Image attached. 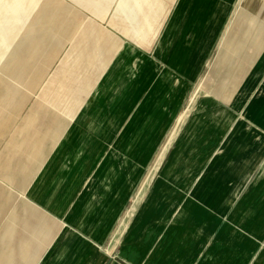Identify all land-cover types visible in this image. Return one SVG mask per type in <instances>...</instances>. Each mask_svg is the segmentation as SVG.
<instances>
[{
    "label": "crops",
    "instance_id": "obj_1",
    "mask_svg": "<svg viewBox=\"0 0 264 264\" xmlns=\"http://www.w3.org/2000/svg\"><path fill=\"white\" fill-rule=\"evenodd\" d=\"M93 2L55 18L75 110L0 159V264H264V0Z\"/></svg>",
    "mask_w": 264,
    "mask_h": 264
},
{
    "label": "rangeland",
    "instance_id": "obj_2",
    "mask_svg": "<svg viewBox=\"0 0 264 264\" xmlns=\"http://www.w3.org/2000/svg\"><path fill=\"white\" fill-rule=\"evenodd\" d=\"M153 1L142 3L148 6ZM106 2L94 0L92 6L100 7ZM84 3L89 4V0H0V159L7 156L4 150L17 125L26 117L30 103L47 99L69 114L75 110L78 99L69 96L73 92L61 86L62 82L70 83L68 73L74 59L68 54L73 50L76 33L72 30L68 35L70 41L61 46L60 24L55 18L60 14L73 18L76 11L81 20L88 18L90 7L89 13H80ZM42 66L45 73L37 77L40 85L34 91L26 89L24 78ZM28 97L29 105L17 101Z\"/></svg>",
    "mask_w": 264,
    "mask_h": 264
},
{
    "label": "bare ground",
    "instance_id": "obj_3",
    "mask_svg": "<svg viewBox=\"0 0 264 264\" xmlns=\"http://www.w3.org/2000/svg\"><path fill=\"white\" fill-rule=\"evenodd\" d=\"M222 5V4H221ZM220 9V8H219ZM199 87V86H198ZM204 87V86H203Z\"/></svg>",
    "mask_w": 264,
    "mask_h": 264
}]
</instances>
